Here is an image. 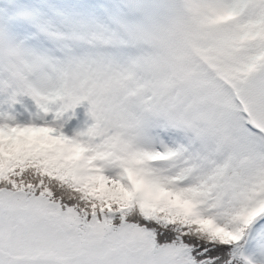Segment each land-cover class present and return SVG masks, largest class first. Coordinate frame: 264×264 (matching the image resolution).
<instances>
[{"label": "snow or ice", "instance_id": "obj_1", "mask_svg": "<svg viewBox=\"0 0 264 264\" xmlns=\"http://www.w3.org/2000/svg\"><path fill=\"white\" fill-rule=\"evenodd\" d=\"M0 264H264V0H3Z\"/></svg>", "mask_w": 264, "mask_h": 264}, {"label": "rangeland", "instance_id": "obj_2", "mask_svg": "<svg viewBox=\"0 0 264 264\" xmlns=\"http://www.w3.org/2000/svg\"><path fill=\"white\" fill-rule=\"evenodd\" d=\"M3 2V0H0V3H2Z\"/></svg>", "mask_w": 264, "mask_h": 264}]
</instances>
